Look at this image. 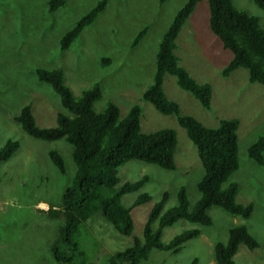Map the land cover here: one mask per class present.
<instances>
[{
  "label": "rangeland",
  "instance_id": "374dc122",
  "mask_svg": "<svg viewBox=\"0 0 264 264\" xmlns=\"http://www.w3.org/2000/svg\"><path fill=\"white\" fill-rule=\"evenodd\" d=\"M99 0H66L56 10L48 9V0H0V148L7 140L18 145L5 161H0V264H59L50 254V245L58 236L62 217H51L48 207H59L66 188L75 174L71 147L63 139L43 141L28 136L14 117L30 105L39 127L56 125V114L64 112L58 94L37 79V69L59 68L73 96L98 83L101 97L93 104L99 112L113 102L123 118L129 108H141L140 129L144 133L163 128L176 134L174 170L138 160L117 168L119 183L101 190L103 196L119 192L126 182L147 177L137 190L120 195L121 204L130 209L133 229L122 235L97 209L74 235L81 255L74 258L66 248L72 264H109L110 257L129 247L134 238H142L150 211L167 194L162 206L166 211L177 205V192L185 189L189 206L199 197L197 182L203 168L196 148L180 127L174 115L159 113L142 99L152 83L158 43L176 12L187 0H107L95 20L86 26L67 49H61L62 35ZM233 6L256 16L264 27V10L253 0H232ZM146 28L134 46L137 33ZM174 54L180 66L198 83L211 88L209 109L203 108L187 91L181 89L170 74L163 77V92L176 102L180 114L189 115L206 127H216L221 119L238 120V169L228 181L237 183L235 200L251 203L248 218L231 215L211 207L210 226H199L179 220L162 230L160 239L167 243L184 230L198 227L201 234L183 245L178 253L152 250L139 264H215L214 244L226 243L228 230L243 225L257 241L249 250L240 244L233 257L235 264H264V164L247 156V147L264 135V86L249 82L244 68L222 76L231 52L222 48L208 25L207 1L199 2L175 40ZM55 150L64 160L60 173L48 153ZM141 195L149 200L137 203ZM157 222L150 224L151 229Z\"/></svg>",
  "mask_w": 264,
  "mask_h": 264
},
{
  "label": "trees",
  "instance_id": "16d2710c",
  "mask_svg": "<svg viewBox=\"0 0 264 264\" xmlns=\"http://www.w3.org/2000/svg\"><path fill=\"white\" fill-rule=\"evenodd\" d=\"M164 0H159L162 3ZM203 0H187L174 15L158 43L155 56V70L152 83L143 92L142 99L149 102L159 113L174 115L180 127L184 128L188 139L196 148L203 168L201 179L197 182L199 197L193 206H189L185 189L177 192V205L162 211L167 194L152 207L142 238H134L132 244L123 251L115 252L109 264H139L149 258L152 250L178 253L183 245L201 234L198 227L184 230L173 236L167 243L161 241L162 230L179 220H185L199 226H210L212 219L208 209L215 206L231 215L242 218L250 217L251 203L239 204L235 200L237 183L228 181L230 175L238 169V120L221 119L216 127H206L189 115L180 114L176 102L165 97L163 77L170 74L176 78L177 85L189 92L199 104L209 109L211 88L208 84L196 82L178 63L174 54L175 40L182 26L196 7ZM208 5V25L211 32L219 39L221 46L231 52V58L222 70V76H228L233 70L244 68L248 71L249 82L264 86V27L258 18L233 6L232 0H206ZM264 10V0H253ZM66 0H48V9L56 10ZM107 4L99 0L60 38L59 46L67 49L89 26ZM146 28L134 37L132 46L144 36ZM37 79L45 82L58 94L65 110L56 114V125L39 127L32 114L31 106H23L14 120L28 136L43 141L63 139L71 147V157L75 164V174L71 184L66 188L59 207H48L51 217H62L58 236L50 245L52 259L59 264H72L73 257L67 249L73 250L74 258L81 255L74 235L81 224L100 209L104 218L125 236L131 234L133 220L130 209L120 202V195L137 190L147 177L143 176L134 183L121 185L119 192L107 196L101 194L103 189H111L119 183L117 168L130 161L138 160L158 166L164 170H174V152L176 134L173 129L163 128L144 133L140 129L141 108L132 105L127 114L121 118L119 109L113 102H107L99 112L94 111L93 104L101 97L98 83L84 90L78 97L73 96L64 82L59 68L37 69ZM18 145L7 140L0 148V161L12 156ZM247 156L258 165L264 164V135L259 136L247 147ZM51 163L63 173L64 160L55 150L48 153ZM149 200L148 195H141L137 203ZM157 222L155 229L150 224ZM242 244L249 250L258 246L245 226L239 225L228 230L226 243L218 242L213 246L215 264H235L233 257ZM191 264H198L193 260Z\"/></svg>",
  "mask_w": 264,
  "mask_h": 264
}]
</instances>
